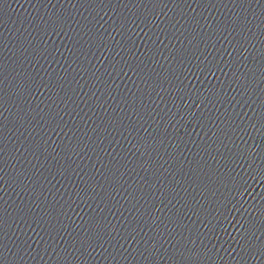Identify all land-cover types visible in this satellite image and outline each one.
<instances>
[{"label":"water","instance_id":"1","mask_svg":"<svg viewBox=\"0 0 264 264\" xmlns=\"http://www.w3.org/2000/svg\"><path fill=\"white\" fill-rule=\"evenodd\" d=\"M264 166V0H162Z\"/></svg>","mask_w":264,"mask_h":264}]
</instances>
